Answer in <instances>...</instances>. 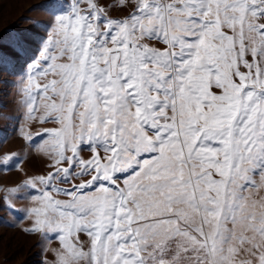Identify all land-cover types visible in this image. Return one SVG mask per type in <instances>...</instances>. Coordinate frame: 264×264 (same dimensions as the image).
Segmentation results:
<instances>
[{
  "label": "snow or ice",
  "instance_id": "snow-or-ice-1",
  "mask_svg": "<svg viewBox=\"0 0 264 264\" xmlns=\"http://www.w3.org/2000/svg\"><path fill=\"white\" fill-rule=\"evenodd\" d=\"M43 8L38 55L24 34L0 50L28 119L55 125L54 171L8 190L34 204L26 231L59 240L56 264H264V0Z\"/></svg>",
  "mask_w": 264,
  "mask_h": 264
},
{
  "label": "rangeland",
  "instance_id": "rangeland-1",
  "mask_svg": "<svg viewBox=\"0 0 264 264\" xmlns=\"http://www.w3.org/2000/svg\"><path fill=\"white\" fill-rule=\"evenodd\" d=\"M45 2L46 0H0V50L5 57L13 55L10 43L12 37L19 34L27 35L32 41L27 55L39 54L49 21L43 8ZM113 2L114 0H99L102 5ZM130 10H113L111 15H126ZM22 64L23 59L17 61L14 75L7 71L0 74V158L19 153L24 161L20 169L0 170V264H56V252L61 248L59 240H43L41 233L26 231L33 227V219L25 217V211L34 204L27 196L18 198V194L8 191L27 179L54 171L49 168L51 161L42 150L44 141L39 134L55 125L28 119L27 96L23 91L25 84L21 83ZM28 136L32 139L26 138ZM83 155L89 157L90 153L85 151ZM29 192L39 194L36 190L29 189ZM5 197L12 203L13 210L3 206ZM20 217L25 218L21 220Z\"/></svg>",
  "mask_w": 264,
  "mask_h": 264
}]
</instances>
